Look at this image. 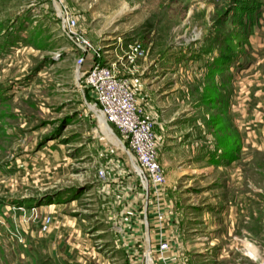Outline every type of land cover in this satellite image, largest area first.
<instances>
[{"label": "rangeland", "instance_id": "374dc122", "mask_svg": "<svg viewBox=\"0 0 264 264\" xmlns=\"http://www.w3.org/2000/svg\"><path fill=\"white\" fill-rule=\"evenodd\" d=\"M56 3L95 48L145 51L135 78L167 179L162 224L128 145L89 107L83 54ZM215 83L228 105L208 101ZM118 160L136 182L135 234L124 231L130 213L89 192ZM60 193L55 223L81 229L80 246L60 229L73 247L69 259L58 249L60 264H264V0H0V264H54L51 246L35 242L43 200ZM21 199L40 200L38 219ZM155 229L170 263L150 254Z\"/></svg>", "mask_w": 264, "mask_h": 264}, {"label": "built area", "instance_id": "2783aa9c", "mask_svg": "<svg viewBox=\"0 0 264 264\" xmlns=\"http://www.w3.org/2000/svg\"><path fill=\"white\" fill-rule=\"evenodd\" d=\"M65 33L76 43L83 56L77 61L78 74L91 96L95 107L106 120L120 134L121 139L128 145L129 160L135 174L139 177L143 187L153 192L158 200L156 211L160 224L166 222L167 216L159 205L161 189L166 185V175L160 164L158 147L155 140V122L144 115L137 96L129 79L121 77L116 64L110 59V52L95 48L77 29L76 20L64 15ZM145 57V51L138 42L128 47L125 60L129 65ZM107 58L108 61L104 62ZM99 177L105 180L104 170L99 171ZM51 218L43 222L42 231L47 232ZM159 253L163 254L171 248V244L161 235Z\"/></svg>", "mask_w": 264, "mask_h": 264}, {"label": "crops", "instance_id": "0c3cea01", "mask_svg": "<svg viewBox=\"0 0 264 264\" xmlns=\"http://www.w3.org/2000/svg\"><path fill=\"white\" fill-rule=\"evenodd\" d=\"M109 52L111 54V56H110L111 61L116 64L118 74L121 77H124L127 79L129 77H131V75H132V78H129V80H130L132 88H133V90L137 96L138 103L140 104L141 101L144 102V97H143L144 95L142 92L141 84H140L139 80H137L135 78V75L140 72L141 67L138 65L132 66L126 62V60L124 58L126 51H124L121 48V45H120V47H118L117 50L109 51ZM106 61H108L107 58L104 59L103 63ZM127 65H129V66H127ZM108 166H113V169L110 170ZM123 166H124L123 163L119 160L114 161L111 165L107 164L106 169H109V170H106L105 172L108 173V177L105 178L104 181H102L101 178L98 176V179H96L95 181H93L91 183L94 185V188H93V186H90L89 192L92 191V194H96L99 192L98 199L103 200V201H110V200L114 199V201L117 203L118 207L123 209V211H122L123 215H127V213H130L131 214V217H130L131 224L128 225L126 222L124 225V231L125 232L134 231L133 234H135V231L136 232L140 231L139 224H138L139 208L137 207L138 195H137V191H136V182L132 178L131 175H127L126 171H124L122 169ZM112 171L114 173L111 174ZM96 184H100L101 188L95 187ZM66 194L60 193V194H57L56 197H53V198H52V196H50V197L46 196L45 200H43L42 203H44L45 205H47V204L49 205V207L47 209L49 213H46V216L44 217V219L42 220V222L40 224L39 231L37 233L38 239L35 242V244L40 245L41 247H43L42 246L43 244L48 245V247L51 246L52 251H51V254L48 255V260H50V262H53L54 264H60V261H59L60 257L58 254V249L61 251L65 248L63 251V255H61V256H65L68 259L70 258L69 253H71L72 244L71 245L69 244L67 236L63 237V235H59L60 229L62 227H63V230L65 232L68 233V232L72 231V234L74 236H76V240L78 241L76 246H78L80 244L79 242L81 241V239H80L81 229H78L79 227H77V224L69 222L67 225H65V227H64V225H62V227H60L58 225V223H55V221H54V214L56 213L57 207L54 208L52 206L55 204H60L64 200L62 198L63 197L65 198V196H67ZM74 197H76V195ZM146 199H147L146 206L148 209L149 206H153V204H154L153 199L154 198L147 193ZM39 201H40L39 199H23V200L21 199V200L17 201V204H20V203L22 204V206H20L19 208H24V216L26 218L28 217V220H30L34 216H35V220H36V218L38 219V217H39V212L42 213V211H43V208L40 207L43 204L39 205V204H41V202L39 203ZM130 201L132 202V204H128L126 206L125 203L130 202ZM151 210H153V209H151ZM147 214H148V210H146V212L144 214L145 219L146 220L147 219L153 220V217H151V215H147ZM120 215L121 214H119V216ZM47 218H51L52 221H51V224L48 228V231L43 232L42 231L43 222ZM154 220H155V216H154ZM26 226L29 227V225H26ZM128 226H130V227H128ZM154 227H156V225H153V228ZM157 230L158 229L150 230L151 235L149 233L147 234V237H149V240H150V244L151 243L153 244L152 247L150 246L151 248H153V250L151 249L152 251L150 250V254L151 253L157 254L159 257V260H161L162 263L163 262L164 263H170L172 259L169 255V253L167 254L168 251L166 253H163L162 255H159V242L161 239L159 237V233ZM28 233H30L31 236H34V235H32L33 233L31 234L30 230ZM68 235H69V233H68ZM66 239H67V241H66ZM163 239H166V238H163ZM67 245L70 248H68ZM72 249H73V247H72Z\"/></svg>", "mask_w": 264, "mask_h": 264}, {"label": "trees", "instance_id": "16d2710c", "mask_svg": "<svg viewBox=\"0 0 264 264\" xmlns=\"http://www.w3.org/2000/svg\"><path fill=\"white\" fill-rule=\"evenodd\" d=\"M215 45H220L219 43H215ZM217 64L218 63H215V65L217 66ZM214 71H216V70H214ZM214 91H215V93L217 92V94H214V96L213 97H211L210 99H208V101L209 102H215V103H218V101L219 102H221L222 104H227L228 105V103H223V102H226V97H224V96H222V94L221 93H218V87H217V85H216V83H215V86H214ZM218 98H219V100H218ZM226 149H231V148H233V145L230 143V144H228V145H226V147H225Z\"/></svg>", "mask_w": 264, "mask_h": 264}, {"label": "water", "instance_id": "95a60500", "mask_svg": "<svg viewBox=\"0 0 264 264\" xmlns=\"http://www.w3.org/2000/svg\"><path fill=\"white\" fill-rule=\"evenodd\" d=\"M56 8H57V10L58 9H60L61 10V8H60V6L56 3ZM61 12H62V10H61ZM62 18L64 19V13L62 12ZM90 108L91 107H93L95 110H97L96 109V107L95 106H89ZM93 111V110H92ZM94 112V111H93ZM94 113H96V112H94ZM104 121H105V123L107 124V122H106V120L104 119ZM107 126L109 127V129L113 132V134L115 135V133H114V131H113V129L107 124ZM115 137L118 139V137L115 135ZM120 141V140H119ZM121 142V141H120ZM121 144L123 145V147H124V152L125 153H127L131 158H132V156H131V154H130V152L128 151V150H126V148H125V146H124V144L121 142ZM133 159V158H132Z\"/></svg>", "mask_w": 264, "mask_h": 264}, {"label": "bare ground", "instance_id": "6f19581e", "mask_svg": "<svg viewBox=\"0 0 264 264\" xmlns=\"http://www.w3.org/2000/svg\"><path fill=\"white\" fill-rule=\"evenodd\" d=\"M98 112V114H99V118L101 119V121L103 122V123H105V121H104V116L99 112V111H97ZM106 124V123H105ZM107 125V124H106ZM149 250L147 249V252H148ZM147 256H148V254H147ZM148 258H149V256L147 257V263H148ZM150 264H151V259H150Z\"/></svg>", "mask_w": 264, "mask_h": 264}]
</instances>
